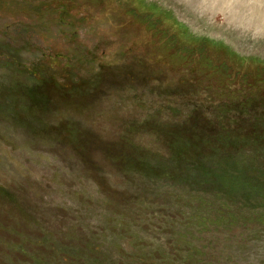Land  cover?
Here are the masks:
<instances>
[{"label":"rangeland","instance_id":"374dc122","mask_svg":"<svg viewBox=\"0 0 264 264\" xmlns=\"http://www.w3.org/2000/svg\"><path fill=\"white\" fill-rule=\"evenodd\" d=\"M18 73L32 112L28 130L0 112V264H264V196L216 197L167 146L264 96V0H0V89Z\"/></svg>","mask_w":264,"mask_h":264},{"label":"trees","instance_id":"16d2710c","mask_svg":"<svg viewBox=\"0 0 264 264\" xmlns=\"http://www.w3.org/2000/svg\"><path fill=\"white\" fill-rule=\"evenodd\" d=\"M36 21L27 20L25 22L24 20L23 22L26 25L34 26ZM8 37L10 39L15 38L12 33H9ZM14 52L13 58L16 60L14 62V65H16L15 72H25L27 67L24 66L23 69V64L20 63L19 59L17 61L20 55V48ZM199 65L208 73L219 68H213V64L209 60H206V62L202 61ZM228 69V66L222 67L225 78H222L221 84L231 86L235 84L236 79L231 77ZM21 76L23 75L18 73L12 85L5 88L1 87L0 112L5 117L13 116L16 114L15 105H20L19 120L23 121L22 126H25L24 129L28 130L30 127V119L28 117L29 113L31 114L32 112V107L29 106L32 104L29 94L31 84L25 83ZM259 80L262 83L254 81L249 83L248 87L263 88L264 80L262 78H259ZM248 93L250 94L243 97L236 96L233 93L228 98L231 100H226L224 103L221 102V105L209 111L214 115V118L206 123L203 122V120L207 119L206 116H200L201 121L199 118L194 117L196 121L195 129L201 131L202 136L198 134L200 137L194 138L192 134L188 140L182 137H175L178 140L175 143L167 142L171 154L170 159L173 158L172 149L174 156L176 155L178 158L182 157L184 151L177 154L175 152L176 149L186 150L190 154L192 170L196 171H189L187 174L188 178H195L201 185L210 186L209 188L217 190L216 197L221 198L224 196L232 202L237 199L238 194L245 195L246 198H251L254 195L264 196V96H259L252 89ZM218 96L221 100L225 97L221 93ZM256 104H262L263 106L261 107L263 109L252 110ZM23 113L25 114L22 115ZM253 117L255 122L249 120ZM39 120H41V117L36 115V121L41 122ZM17 123L21 125V121ZM194 135L197 134L194 132ZM187 146L188 148L186 149ZM129 158L123 151H118V154L113 155V160L120 164V170L122 172L125 171V173ZM162 169H166L164 165ZM185 177L179 176V178ZM130 259V262L123 263L120 259H110V264H178L184 260V258L177 255L168 256L152 253L132 255ZM191 261L194 262L195 260L191 258ZM209 264H216V262Z\"/></svg>","mask_w":264,"mask_h":264}]
</instances>
